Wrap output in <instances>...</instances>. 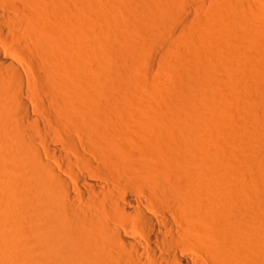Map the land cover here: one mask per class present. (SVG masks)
Returning <instances> with one entry per match:
<instances>
[{"label": "bare ground", "instance_id": "bare-ground-1", "mask_svg": "<svg viewBox=\"0 0 264 264\" xmlns=\"http://www.w3.org/2000/svg\"><path fill=\"white\" fill-rule=\"evenodd\" d=\"M8 1H0V264H264V0L201 6L210 47L194 66L225 97L206 104L221 115L214 124L190 92L172 91L144 122L114 97L149 58L164 20L186 21L178 12L154 22L140 11L128 36L83 21L75 40L89 49L61 76L50 73L49 46L66 41L56 20L63 8L50 10L45 38L24 27L34 9ZM158 124L180 131L166 138Z\"/></svg>", "mask_w": 264, "mask_h": 264}, {"label": "rangeland", "instance_id": "rangeland-1", "mask_svg": "<svg viewBox=\"0 0 264 264\" xmlns=\"http://www.w3.org/2000/svg\"><path fill=\"white\" fill-rule=\"evenodd\" d=\"M0 1L3 2V0H0ZM89 1L91 4H89ZM114 1H116L115 5L112 4L114 3L113 0L112 2L108 0H104V1H100L99 3L96 0L95 3L97 2L99 5L95 6L93 0L92 1L88 0V3H86V5H84L85 4L84 2H87V0L86 1L85 0H56V1L55 0H9L8 1L9 5L8 4L7 5L13 8L14 6L13 4L17 5L19 3L18 5H21V7L23 8H33L36 13V18L35 20L34 19L32 20V23L30 22L31 24L27 23L28 25L24 27L27 28L31 25H34V27L37 26L36 28L39 29V31L37 30V34L39 33V35L41 36L43 35V37L45 38L52 37L53 31L50 26L56 20L59 21L65 27V29L67 30V36L65 39L66 41H62L60 45L54 44L55 47L52 45L51 47L49 46L50 51L53 52L52 55L55 54L53 59L56 58L55 60H51L53 63L51 62V67L49 65V68L51 69L50 73L57 75V72H58V75L62 74L61 76H65L63 75L64 73H66L65 69H68L66 63L72 60L73 57L74 59L77 58L78 56L77 52H80L81 48L85 47L79 44L78 42H76L77 40H75V37L77 36V31L79 30L81 31L80 25H82L81 23H83V21L85 22L87 21L86 23H88L87 24L88 31L89 30L93 31L95 28L96 29L99 28L97 31L100 32L99 30H102L101 28L103 27L104 29H106V32L115 30L122 36L124 35L128 36L131 34L132 30L135 28V20H136L138 13H140V11L144 15L148 16L149 19H151L154 22L159 21L162 13L167 14L172 10L174 12L175 11L178 12L179 13L178 15L183 18L182 20L186 19V21H183L181 25L178 24L179 25L178 26L176 24L175 18H174L175 21L173 20V18L171 19L166 18L164 20L165 23L167 22V24H165L164 26L165 29H160L161 31L156 30L154 39L151 41L152 44L149 42V44L151 45L149 58H146L147 60L145 59L143 63L141 62L142 64L139 63L140 65H138L137 67L138 69L136 68L137 71L134 72V74L130 78L125 77L124 80H126V83H127V84L125 83L126 85L123 84V80L121 81L122 84L118 85L119 87L116 91L117 94L116 95L114 94L115 95L114 97H116L115 99L116 101H118L119 104H121L122 102H125L124 104H127V105L131 104L133 106L131 107L130 105L132 109L131 111L134 110L132 113L136 117L138 116L137 118H139L141 121H143L147 118L148 119L152 118V116L150 117L149 115H151L150 113H152L153 108H155L162 101L161 100L162 98L169 95L172 91L179 90L185 93L190 92L195 96L196 100L199 103H201L202 106L205 108L204 110L206 112L203 110V112H205V114L203 113L204 116L202 115L203 119H205L210 124L216 123L217 119H219L218 117L221 115L217 113L216 114L213 113V112H216L217 110L216 108H214L215 111L212 112L213 117H211V115L207 111L206 104H208L209 100H211L213 97L214 98L218 97L220 102H222L221 100H225V97L223 99V96H221L222 93L221 94L219 93L220 91L218 92L220 94L219 96V94L217 93V91L220 89V88L219 89L217 88L219 87V85L210 81L211 79L206 75L205 68H203L204 66L201 65L202 67L200 66L199 68V65L197 64L198 62L199 64H201L200 62H202L203 59L206 60L205 57L206 55H208L206 50L207 48L209 49L210 47L208 40L204 39L203 33L201 34L202 26L203 24L205 25L206 23L205 22L206 18L203 13V10L206 8H202V7L211 6V4L213 3V0H191L193 1V3H190V4L194 5V7L192 6L191 8H188V6L177 5L175 4L174 0H172L173 3L171 2V0L170 1L152 0L153 2L151 1V3L155 4V5L152 4L153 6H156L155 8L152 7V5L150 6L151 3H148L146 7L150 6L152 8H142V7H145V3H146L144 0H114ZM236 1L241 2V0H236ZM245 1L242 0V2H245ZM107 2H108V5H107ZM101 3H103L104 5H102ZM109 3H111L112 5H110ZM59 6L60 8H63V10L62 12L59 13L58 16H56L57 19L54 20V16L52 15V12H50V10H52V8H55V7L59 8ZM102 6L103 7L105 6V8L103 9ZM161 6L163 8H161ZM95 7H97L98 9ZM92 12H95L97 15L95 13L92 14ZM90 15L94 18L89 17ZM98 15L100 18L98 17ZM49 17H50V20H49ZM93 22H95V24ZM96 24H98V26ZM196 28H198V30ZM84 34L87 35V31L84 32ZM33 44L35 43L33 42ZM146 44L149 45L147 42ZM146 44H145V41L142 42V45L140 44V47H141L140 49L145 50L147 46ZM7 46H9V44ZM18 47L14 46L13 50L14 51L18 50L19 52L17 51V54H20L21 56L23 55L22 57L26 61L27 65H29L30 62L34 61L35 58L33 57V54L31 55L29 52H23L24 51L23 49H22L23 51L21 50V53H22L21 54L20 53L21 46L19 48ZM11 48L13 47L9 46L8 48L5 49V47L3 48L2 46V54H1L2 57L6 56L7 58V56H9V53L11 51ZM85 48L87 50L89 49V47H85ZM91 50H97V49H95V47H91ZM29 55L31 57H29ZM8 58L11 59V57H8ZM57 59L59 60V62H57ZM55 61L56 63L54 64ZM62 62H65V64ZM195 62H197L196 64L199 69L195 67L196 66ZM63 64L64 66L65 65L66 66L64 67ZM95 65L97 67L98 64L95 63L94 66ZM52 66H53V70L57 72L52 71ZM59 67H61L60 69L62 71L59 69ZM97 69L99 70L93 72L92 79H91L93 82V85L95 86L97 83H99L103 75V72H104V67L100 63ZM200 90L201 91L203 90L202 93L204 92L206 95L204 93L200 94ZM221 92H224V91H221ZM72 96L75 97L74 94ZM219 100L217 101L219 102ZM113 103L115 104L116 102L114 101ZM222 103L224 104L225 102L223 101ZM90 104L92 106L93 103H90ZM223 104H221V106ZM93 106H95V104ZM155 113L156 112H154V114ZM154 114L152 113V115ZM170 115H169V118L172 117ZM214 117L215 118L217 117V118L215 119ZM167 120L165 121L160 120L162 122V126L163 124L164 125L166 124L165 122ZM157 121L155 122L157 123ZM169 121L170 120H168V122ZM155 122L153 121V123ZM169 124H171V122ZM146 125L147 124H145L144 126ZM159 125L160 124L157 125V128L160 129L161 131L160 134L162 135V132H163L164 137H166L167 135L168 137L170 136V138L174 137L173 135L176 133L174 131H176V128H178L176 127L175 124H172V126L170 125L171 127L166 125L167 129L165 127L161 128L159 127ZM172 127L174 128L176 127V128L174 129ZM170 129H173V130H170ZM177 130H179V128ZM155 131H158V130L156 129ZM179 131H177L178 132L177 134H179ZM245 160L246 159L242 160L241 164H244L247 168H251L250 167L251 164H249ZM224 194L225 193H223L222 195L224 196ZM226 201L227 203L225 204H226V207H228L229 206L228 199ZM244 233L245 232L243 231L242 234L245 235L246 233L245 234Z\"/></svg>", "mask_w": 264, "mask_h": 264}]
</instances>
